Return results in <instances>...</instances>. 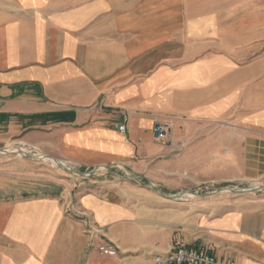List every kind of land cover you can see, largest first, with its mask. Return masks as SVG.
Wrapping results in <instances>:
<instances>
[{"label": "crops", "instance_id": "crops-1", "mask_svg": "<svg viewBox=\"0 0 264 264\" xmlns=\"http://www.w3.org/2000/svg\"><path fill=\"white\" fill-rule=\"evenodd\" d=\"M249 139L264 173V0H0V144L84 172L0 174V264H156L180 239L264 264V189L169 197L246 172Z\"/></svg>", "mask_w": 264, "mask_h": 264}, {"label": "rangeland", "instance_id": "rangeland-1", "mask_svg": "<svg viewBox=\"0 0 264 264\" xmlns=\"http://www.w3.org/2000/svg\"><path fill=\"white\" fill-rule=\"evenodd\" d=\"M182 13V10H177L176 7L168 11L170 17H176L179 13ZM176 26H170L171 30H174ZM248 155L249 166L246 172L242 171L238 161V155L233 154V158L237 156V159L232 165V170H217V173L223 174L231 171L232 178L227 181H210V176H201L200 181L196 182L193 186H188L182 189L176 195H179L183 192L185 194H193L195 196H204V195H233L238 192H233L232 190H242L250 189L255 187H261L258 191L264 189V173L260 170L262 165L258 167L257 163L252 159L258 158L257 154V144L255 139H249L248 142ZM264 146V145H262ZM9 148V149H8ZM23 145L22 143L9 142L0 144V174L7 175L9 177L17 179H26V181H32L36 178L48 179V178H57L60 179L64 175V171L69 173V170L64 169L62 166L52 163L51 161H44L41 158H37L36 155L29 153L34 158L29 157V155L23 154ZM236 149H240L236 147ZM263 152V150H261ZM262 157V155H261ZM58 165V166H57ZM227 171V172H226ZM207 173H210L209 171ZM216 173V174H217ZM256 191V192H258Z\"/></svg>", "mask_w": 264, "mask_h": 264}, {"label": "built area", "instance_id": "built-area-1", "mask_svg": "<svg viewBox=\"0 0 264 264\" xmlns=\"http://www.w3.org/2000/svg\"><path fill=\"white\" fill-rule=\"evenodd\" d=\"M127 120V116L125 118ZM120 131L127 130L126 123H122L118 127ZM173 130L172 120L162 119L160 117L154 118L153 138L166 145L171 141ZM23 145V152L32 153L38 156H44L42 150L33 145ZM116 167L123 168L121 164H116ZM108 170L107 166H101L91 170L92 173ZM91 172H88L91 173ZM73 208L75 209L74 205ZM170 250L163 256H156V264H234L232 260H219L208 248H198L187 245L183 240H176L169 244ZM101 253L105 255H118L119 249L112 243H102L99 246Z\"/></svg>", "mask_w": 264, "mask_h": 264}, {"label": "water", "instance_id": "water-1", "mask_svg": "<svg viewBox=\"0 0 264 264\" xmlns=\"http://www.w3.org/2000/svg\"><path fill=\"white\" fill-rule=\"evenodd\" d=\"M22 152H23V151H22ZM23 154H24V155H29V157H32V158L35 157V156L30 155L29 153H25V152H23ZM44 156H45V157H49V158H51L49 155H46L45 153H44ZM55 160L59 163L60 166H62V167H63L64 169H66V170L72 171V172H74V173L82 174V175L84 174V172H82V171H80V170H78V169H76V168H74V167L66 166L65 163L62 162V161H60V160H57V159H55ZM155 187H156V189H157L158 191L161 192V194L164 195V192L162 191V189H161L160 187H158V186H155ZM260 188H261V187H255V188H250V189H242V190H235V189H233L232 191H233V192H238V193H254V192L258 191ZM184 193H185V192H183V193H181V194H179V195H171V196H169V197H171V198L182 197V196L184 195ZM193 194H196V193L193 192Z\"/></svg>", "mask_w": 264, "mask_h": 264}, {"label": "bare ground", "instance_id": "bare-ground-1", "mask_svg": "<svg viewBox=\"0 0 264 264\" xmlns=\"http://www.w3.org/2000/svg\"><path fill=\"white\" fill-rule=\"evenodd\" d=\"M9 149V148H8ZM36 157L37 158H41L42 160H44V161H51L52 163H55V164H57V161L55 160V159H53V158H49V157H45V156H38V155H36ZM58 166V165H57Z\"/></svg>", "mask_w": 264, "mask_h": 264}]
</instances>
